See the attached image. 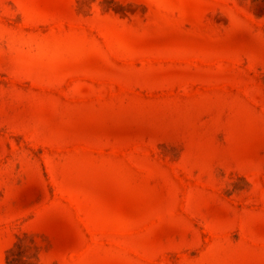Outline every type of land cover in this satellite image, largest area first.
<instances>
[{"label": "rangeland", "instance_id": "obj_1", "mask_svg": "<svg viewBox=\"0 0 264 264\" xmlns=\"http://www.w3.org/2000/svg\"><path fill=\"white\" fill-rule=\"evenodd\" d=\"M0 264H264V0H0Z\"/></svg>", "mask_w": 264, "mask_h": 264}]
</instances>
